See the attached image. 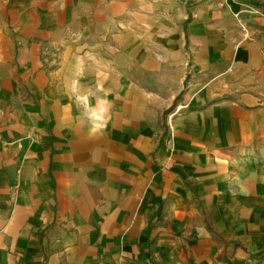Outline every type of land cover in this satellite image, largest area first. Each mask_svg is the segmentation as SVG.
Here are the masks:
<instances>
[{
  "label": "crops",
  "instance_id": "0c3cea01",
  "mask_svg": "<svg viewBox=\"0 0 264 264\" xmlns=\"http://www.w3.org/2000/svg\"><path fill=\"white\" fill-rule=\"evenodd\" d=\"M263 92L264 0H0V263L264 264Z\"/></svg>",
  "mask_w": 264,
  "mask_h": 264
},
{
  "label": "trees",
  "instance_id": "16d2710c",
  "mask_svg": "<svg viewBox=\"0 0 264 264\" xmlns=\"http://www.w3.org/2000/svg\"><path fill=\"white\" fill-rule=\"evenodd\" d=\"M258 258V257H257ZM227 264H231L230 262H227Z\"/></svg>",
  "mask_w": 264,
  "mask_h": 264
},
{
  "label": "rangeland",
  "instance_id": "374dc122",
  "mask_svg": "<svg viewBox=\"0 0 264 264\" xmlns=\"http://www.w3.org/2000/svg\"><path fill=\"white\" fill-rule=\"evenodd\" d=\"M263 97H264V92H263Z\"/></svg>",
  "mask_w": 264,
  "mask_h": 264
},
{
  "label": "built area",
  "instance_id": "2783aa9c",
  "mask_svg": "<svg viewBox=\"0 0 264 264\" xmlns=\"http://www.w3.org/2000/svg\"><path fill=\"white\" fill-rule=\"evenodd\" d=\"M0 264H2V263H0Z\"/></svg>",
  "mask_w": 264,
  "mask_h": 264
}]
</instances>
